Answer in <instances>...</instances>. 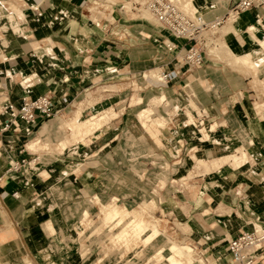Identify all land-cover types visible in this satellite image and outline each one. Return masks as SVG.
I'll list each match as a JSON object with an SVG mask.
<instances>
[{
	"label": "crops",
	"instance_id": "crops-1",
	"mask_svg": "<svg viewBox=\"0 0 264 264\" xmlns=\"http://www.w3.org/2000/svg\"><path fill=\"white\" fill-rule=\"evenodd\" d=\"M44 1L52 8L47 15L40 13L39 17L34 14V25L26 31L23 10L19 9L20 14L16 15L17 29H14L7 13L8 0H0V102L11 101L19 105L23 96L35 97L44 93L50 94L54 100V115L36 123L12 121L5 127L6 115L0 113V261L7 264H47L50 260L55 264H71L68 248L74 241L71 238L72 219L79 213L73 210L75 198L84 193L90 197L94 193L103 197L115 195L134 199L132 192L121 191L122 182L146 181V184L160 181L158 177L165 175L158 171H165V164L171 166V171L175 167L179 171L187 160H192L195 170L205 165L212 168L211 160L238 154L239 149L246 155L240 165H234L229 159L219 163L208 176L203 173L194 175L198 181L207 178L211 182L206 190L201 191L204 187L201 185L195 193L198 197L206 193L211 205L184 206L187 213L197 215L194 216L197 221L191 218L178 221L189 229L188 232L178 230V233L182 232V239H196L207 246L219 247L239 231L251 230L253 221L259 220L264 211V86L253 88L255 73L235 79L223 65L214 67L202 63L199 67H188L183 63L162 64L160 69L176 72L168 82L177 91L175 95L168 92L163 95L164 106L167 102L179 101L180 108L191 115L192 123L185 120L187 116L185 121H178L172 127L173 141L162 137L159 142H141L135 127L134 111L117 104L123 95L120 87L112 90L103 88L106 85L120 86L121 83L112 79V83L107 84L105 81L111 78L96 69L97 66L89 69L86 63L87 58L97 53L96 35L82 26L88 17L85 18L82 12L77 13V8L87 0L78 3L72 0H40L39 5ZM232 1L192 2L198 8L213 6L212 13L206 14L209 16L223 12L218 7L227 9ZM62 11L65 16L57 15ZM261 11L253 8L239 16L234 25L241 32L237 36L241 45L238 47L234 43L233 49L245 50L246 40L242 33H248L249 27L253 28L257 38H264L257 35V25L264 26ZM78 22L82 23L80 30L73 29V24L76 26ZM43 23L47 28H43ZM138 30L144 31L140 27ZM28 32L34 39L47 41V45L26 46ZM248 34L256 45L251 49H258L255 37L250 32ZM128 67L132 69L130 64ZM261 68L256 77L264 82V68ZM242 79L246 81L242 82ZM221 81L228 88L225 95L209 89L216 84L220 86ZM235 82L243 88L237 93L231 88ZM92 87L96 88L90 90ZM95 90L100 97L108 95L110 106L102 111L107 121L75 141L74 131L60 124L64 114L72 111L69 112L65 105L70 99L84 98ZM126 96L131 98L130 94ZM180 115L179 118L182 117ZM151 122L147 121V126ZM152 124L148 126L150 131L140 124L141 130L155 140H158L157 135L151 132L168 133L165 122L162 128ZM202 130L209 133L207 139L198 137ZM35 141L47 144L48 148L41 151L39 148L30 149L28 144ZM61 142L66 144L63 149H60ZM138 150L143 153L138 154ZM227 150L232 152L225 154ZM80 153L85 157L82 160L77 156ZM74 157L78 158L74 161ZM77 159L80 165L86 164L90 168L74 173ZM13 160L19 162L18 169L11 168ZM140 164H144L143 167H138ZM154 190H149L146 195ZM159 193L162 198L160 196L156 212L164 216L168 212L165 202L169 195L162 190ZM82 207L89 209L85 204ZM184 207H174L173 211L180 214ZM47 221L53 225L52 231L46 227ZM259 232H264V228ZM259 246L264 247V240ZM52 247H58L62 252L52 258L49 256ZM210 258L219 264H230L229 257L216 253H211Z\"/></svg>",
	"mask_w": 264,
	"mask_h": 264
},
{
	"label": "rangeland",
	"instance_id": "rangeland-1",
	"mask_svg": "<svg viewBox=\"0 0 264 264\" xmlns=\"http://www.w3.org/2000/svg\"><path fill=\"white\" fill-rule=\"evenodd\" d=\"M39 1L40 0H25L23 2H19L17 0H8L7 13L10 14L9 19L14 29H17L15 19L17 13L20 14L19 9H22L23 11L21 13H24L23 15L25 18L24 23L26 25V31L29 30V27L34 25V21L32 19L34 14L39 15V17H41L40 13L47 15L49 9L52 7H50L49 3L46 1L41 2L39 5ZM72 1L73 3H78L80 0ZM129 1L131 0H87L85 3H83V5L81 4L80 6L79 4L80 7H78L79 9L77 8V13L78 11L82 12L81 14H83L85 18H88L86 19L85 23L83 22V24L79 22L76 26L73 24V29L80 30V24H82V26L96 35L94 40H97V53L92 57L87 58L86 63L89 66V69L97 66L98 68L96 69L99 71H104L105 76L108 75V78H111L110 80L105 81L107 84L112 83V79L121 83L120 86L106 85L103 88L105 90H112L114 87H120V91L123 92V95L121 101L117 104L121 105V107L125 106L127 109L134 111L133 113L135 115L136 123L135 127L138 128L137 132L140 141L145 142L146 140H154L159 142L162 137H167L168 140L173 141L174 132L172 131V127L175 126V124L181 119V121L188 120L189 123H192V119H190L192 117L186 109H181L182 107L180 108L179 101L173 102V104L167 102V105L164 106L166 103L165 100H163V95L166 96L167 92L170 95H175L177 91L173 89V86L170 82L161 83L156 77L160 75V70H163L160 69L162 64L168 62L182 63L183 51L180 52L175 50L173 52H165L163 48V39L165 38L164 29L153 18V16L150 15L148 11H146L143 7H140L139 9H133ZM176 1L183 9L188 8V10L191 12L198 10H193V0H188L189 6L187 5V0ZM33 8L34 10H32ZM218 8L222 9L220 11L223 12L217 15H222L226 11V7ZM255 9L262 10L260 14L262 16V20H264V7ZM212 10H214V7L208 6L206 9L202 10V14L205 18H211L215 15L210 14L211 16H207L206 14L212 13ZM199 13L201 12L199 11ZM57 15L65 16V12H58ZM238 18L235 20L225 21L215 30V33L211 34L210 30L204 32V41L206 47L204 48L203 64H212L214 67H220L223 65L228 68L229 72L232 73L233 76H235V79L238 77L243 78V76L247 75L253 76L255 73V80L252 82V86L254 85L253 88L257 89L264 86V82L259 81V79L256 77V74L260 71V67L264 68V60L259 62L254 69H250L244 65L235 63L231 56L232 54H229L230 52L228 53V48L234 53H238L242 50L241 48L237 50L232 48L234 43H237L238 47L241 45L239 42L240 40H238L239 38L237 37L241 32H239V29H236V26L234 25ZM138 27L142 28L144 31L140 32ZM43 28H47L45 23H43ZM82 28L83 27H81V29ZM257 28V35L264 36V26H262V24H258ZM250 29L253 33V28ZM242 36H245L246 40V47H244L245 50H243V52L256 47V45L253 43V40L249 38L248 33H242ZM25 40L26 46L47 45V41L34 39L31 37L29 32L26 34ZM34 40L37 42L33 43ZM247 47H249V49H246ZM28 56L29 55L26 54V57ZM129 64L132 66V69L128 67ZM245 81L243 80L242 82ZM95 88L96 87H92L90 90ZM231 88H234L236 93L239 92L240 89H243L236 82L233 83ZM209 89H214L215 92L219 91L222 93V95L228 93L226 92L228 89L226 87V83L223 81H221L220 86L216 84L215 86H211ZM96 93L97 91L93 93L90 92L84 98L79 97L76 99L74 97L70 99L65 105L68 107V111H72H69L71 114H64L60 124L72 128L74 131L73 138L75 141L79 138H82V136L89 134L93 129L99 127L102 123L107 121V117L102 111L104 107L110 106V103L107 101L108 95L100 97V95H97ZM127 94H130L131 98L126 96ZM3 102H0V107ZM146 107L152 108L154 112L153 115H151L152 117L162 115L165 118V126L168 130V133L160 132L158 135V140H155L153 136L144 130H141L142 128L139 124V116L137 117V115L142 108ZM109 109L110 111L112 110L111 107ZM111 114H113L112 111ZM178 114H182L180 115L182 117L179 118ZM90 115H98V117H101L99 122L94 123L95 125L97 124L96 126H94V124L88 126V123L84 122L85 119L90 117ZM184 117H186L185 120ZM151 119L152 118L149 119L150 122L152 121ZM73 120H76L79 123L77 122L75 125L67 124ZM151 124L152 122L149 123V125ZM82 127H84L83 130ZM84 131L85 134H83ZM198 137H201L204 140L208 138V134L205 130H202ZM28 147L32 150L39 148V151L44 150L46 147L48 148L47 144H43L42 142L38 144L36 141L30 142ZM237 151H239L238 154H228L232 151L227 150L224 153L228 155L224 156L225 159L223 157H221V159L224 161L231 159L234 165H240L245 161L246 155L245 152L240 149ZM137 153L142 154L143 151L138 150ZM191 154L192 151L189 155ZM77 156H80L81 159L79 160L85 158L81 153ZM233 156L242 159H239L238 164H236L233 160L234 158L232 159ZM78 157H74V161ZM194 159L196 158L194 157ZM79 160L77 159L73 166V168L76 169L74 173H80L82 169L85 168L87 170L90 168V166H86V164L80 165ZM222 160L215 159L212 161L213 165L214 163L218 165L222 162ZM143 165L144 164H140L138 167H143ZM165 165V171H158L159 174L161 173L162 175H165L163 177H158L160 181H154L153 183L147 182L146 184V181H125L120 184L121 191L132 192L133 194L131 195L134 197V199L130 196L119 198L115 195L103 197L100 195H95L94 193H92L90 197L84 193L83 196H79L74 199L76 203L74 204L73 210L79 213L74 214L72 219L71 238L74 241L68 248L70 249V255L72 259L71 264H153V262L156 263L155 260L153 261V254L155 253L154 251L157 250L162 243L167 242V240H173L180 244L186 243L192 247L193 250L190 253V262H187L186 258L182 257L183 259H181V264H219L217 263L218 261L214 262V260L210 258L211 253L219 254L221 257H229V254L226 250V244H222L219 247H211L207 246L205 243L202 244L201 242L195 241L196 239L194 241L190 239H182V232L178 233V230L187 232L189 231L188 228L184 227V225H181L179 222H182L187 218L195 219L194 216H197L194 213H187L185 207H193L197 205L208 207L211 205L209 200H207L208 195L206 193L203 197H198L195 194L196 190L199 189V186L204 185V187L201 188V191L202 189L206 190V188L210 186L211 182L207 178L205 180L198 181V177H194V175L196 173H203L208 176L207 174L212 172L211 170L217 168L218 166L215 165L214 167L211 163L214 168H209V166L205 165L207 167H201V169L195 170L192 160H187L186 164L181 166L179 171H177L176 167L171 171V166H168V164ZM168 174L170 175L167 176ZM151 189L155 190L152 194L149 193L150 195L147 196L146 192L148 193ZM160 190L164 191V193L168 192L169 195L165 202V205L168 206V212L164 216L163 214L161 215L156 212V209H158L160 206V201L162 198L161 194L159 193ZM114 203L117 204L119 209L123 207L125 211L130 210V213H134H131L133 216H135V214L136 216H139H135V218H141L140 216H142V218L144 217L143 219H146L145 221H148L147 223L149 225L154 224L153 226H156L160 233H158V235H156V237L147 245L142 238H137L133 235L132 237L131 234L128 235L131 237H126L127 239H123L122 241V238L120 239L116 236V234L119 232V230L127 229L128 226H131H127L126 224L119 223L117 221L116 224L115 222L113 224V217L110 220L104 219V209L108 210V208L110 209L115 207ZM84 204L89 207L88 210L86 207H82ZM177 206H185L182 208L184 210H182L180 214H177L173 211V208ZM102 208L104 209L101 210ZM84 210H86V214L81 217L80 214ZM122 210L123 209H121V213L124 212V210ZM131 210L136 211V213ZM205 218L208 217L206 216ZM194 221L196 222L197 220L195 219ZM253 224L254 226L252 225V229L247 231L256 232L259 236L261 235L262 239L259 240H264V232H259L262 228H264L262 219L259 218V221L254 220ZM46 227L51 231L54 229L50 221H47ZM126 240L127 242H125ZM254 249L251 247V252L256 255V264H264L262 263L264 262V247L256 246ZM60 252H62V250H60L58 247H52V251H49V256L53 258L57 254H60ZM151 254L153 255L152 257ZM212 256L215 257L214 255ZM147 257H151L153 259H148ZM149 260L152 262H149ZM51 263L55 264L50 260L47 264ZM0 264L7 263L0 261ZM57 264H59V262H57ZM159 264H168V262L161 260L159 261Z\"/></svg>",
	"mask_w": 264,
	"mask_h": 264
},
{
	"label": "built area",
	"instance_id": "built-area-1",
	"mask_svg": "<svg viewBox=\"0 0 264 264\" xmlns=\"http://www.w3.org/2000/svg\"><path fill=\"white\" fill-rule=\"evenodd\" d=\"M133 9L143 7L161 25L165 31L163 48L165 52L183 51L182 63L188 67H199L203 63L204 32L211 34L228 20L237 19L243 12L264 7V0H234L222 15L205 18L198 11L181 9L175 0H131ZM178 61V60H177ZM174 70H160L157 80L167 83L175 76ZM54 100L50 94L35 97L23 96L19 105L4 101L0 113L6 115L4 126L12 121L25 124L36 123L38 120H48L54 115ZM11 168L18 169L19 162L13 160ZM260 239L253 231H239L231 236L226 243L230 264H256V258L251 247Z\"/></svg>",
	"mask_w": 264,
	"mask_h": 264
},
{
	"label": "bare ground",
	"instance_id": "bare-ground-1",
	"mask_svg": "<svg viewBox=\"0 0 264 264\" xmlns=\"http://www.w3.org/2000/svg\"><path fill=\"white\" fill-rule=\"evenodd\" d=\"M176 1V0H175ZM177 2V1H176ZM178 3V2H177ZM179 5V4H178ZM184 6H186L185 4H183ZM187 5L189 6V2H188V0H187ZM180 7V6H179ZM181 9H183L182 7H180ZM185 8V7H184ZM204 8L206 9V7H197L196 8V6L194 5V9L193 10H197L198 12L200 11L201 13H202V10H204ZM186 10H188V8L186 9ZM151 15V14H150ZM251 27H249L247 30L255 37V40H256V43H257V45H258V49H249V50H247V51H245V52H243V50H241L240 52H238V53H234L233 51H231V49H229L228 47V53L229 54H232L231 56H232V58L234 59V61H235V63H239V64H241V65H244V66H246L247 68H250V69H254L256 66H257V64L259 63V62H261L262 60H264V38H257L255 35H254V33H252V31H251V29H250ZM248 32V33H249ZM159 75V74H158ZM146 76V75H145ZM157 99V98H156ZM153 107V106H152ZM153 113V110H152V108L151 107H149V108H142L140 111H139V113H138V115L137 116H139V121H140V124L143 126V128L145 129V130H147V131H150V129L148 128V126H147V121H149V119L150 118H152L151 117V114ZM101 116V115H100ZM105 116V115H104ZM106 118V117H105ZM104 118V119H105ZM101 120V117H98V115L97 116H91L90 115V117L89 118H87V119H85V121L84 122H87L88 123V126L89 125H93L94 123H96V122H99ZM152 120V123L153 124H155V125H157V126H159L160 128H162L163 127V125H164V122H165V119L162 117V115H160V116H158V117H154V118H152L151 119ZM78 121H76V120H73L72 122H70V123H67V124H69V125H75L76 123H77ZM79 123V122H78ZM78 125V124H77ZM86 125V124H85ZM97 125V124H96ZM95 124H94V126H96ZM72 127V126H71ZM74 127V126H73ZM85 127V126H84ZM84 127H82V130H83V128ZM91 128H93V127H91ZM72 129V128H71ZM74 129V128H73ZM79 130V129H78ZM88 130V129H87ZM89 130H90V128H89ZM92 130V129H91ZM161 131H156V133H153V132H151L153 135H157L156 137H157V139H158V135H159V133H160ZM76 133V132H75ZM82 133V132H81ZM80 133V134H81ZM78 134V133H77ZM83 134H85V131L83 132ZM203 134V133H202ZM209 134V133H208ZM245 134V133H244ZM82 135V134H81ZM162 135V134H161ZM79 136V135H78ZM85 136V135H84ZM84 136H82V138H84ZM163 136V135H162ZM203 136H204V134H203ZM75 137V136H74ZM79 138V137H78ZM78 138H75V139H78ZM82 138H79V139H82ZM78 139V140H79ZM160 139V138H159ZM73 140V139H72ZM78 140H76V141H78ZM213 141V140H212ZM65 143V142H64ZM63 142H61L60 144V149H63L64 148V146L66 145V144H64ZM243 157V156H242ZM245 157V156H244ZM223 158H224V156H223ZM234 158V159H233ZM225 159V158H224ZM232 159L234 160V162L236 163V164H238V160L239 159H242V158H236V157H232ZM199 160V159H198ZM219 160H222V159H219ZM243 160H244V158H243ZM210 161V160H209ZM211 161H214V160H211ZM222 161H224V160H222ZM242 161V160H241ZM216 162V161H215ZM219 162V161H218ZM221 162V161H220ZM240 162V161H239ZM212 163V165H213V162H211ZM212 165H210V167L212 166ZM215 163H214V167H215ZM166 166V165H165ZM212 166V167H213ZM217 166V165H216ZM219 166V165H218ZM205 167H207V166H205ZM213 167V168H214ZM208 169V168H207ZM258 173V172H257ZM261 177H262V174H261ZM115 204V203H114ZM111 205H113V204H111ZM114 206V205H113ZM101 207H103V206H101ZM105 207V206H104ZM107 208H108V206H107ZM118 207H117V204H115V207H112V208H108V210L107 209H104V208H102L101 210H103L104 209V219L105 220H110L112 217H113V219H114V221L112 220V223L114 224V222H115V224H116V221L117 222H119V223H123V224H126L127 226L128 225H130L131 227H127V229H122V230H119V232L116 234V236L117 237H119L120 239L122 238V241H123V239L125 240V239H127L126 237H131L132 235L133 236H135V237H137V238H142L143 239V241L145 242V244L147 245L148 243H150L155 237H156V235H158V233H160L159 231H158V229L156 228V226H153V225H149L145 220L146 219H143L142 218V216H140L141 218H135V216H136V214H135V216H133L132 214H134V213H130L128 210L127 211H125L124 210V208L123 207H121V209H123L124 210V212L123 213H121V209H117ZM107 210V211H106ZM122 210V211H123ZM131 211H133V210H131ZM133 212H135L136 213V211H133ZM84 214H86V210H84V211H82V213L80 214V216L82 217V216H84ZM138 215V214H137ZM142 215V214H141ZM261 218L260 219H262V221H264V211H262V214H261ZM136 217H139V216H136ZM259 221V220H258ZM110 223H111V221H110ZM109 223V224H110ZM118 223V224H119ZM122 225V224H121ZM260 225V224H259ZM110 226V225H109ZM120 226V225H119ZM114 227V226H113ZM126 227V226H125ZM124 227V228H125ZM131 228V229H130ZM115 234V233H114ZM114 234H113V236H114ZM129 234H131V236H128ZM111 236V235H110ZM115 236V237H116ZM132 236V237H133ZM116 237V238H117ZM136 238V239H137ZM112 239V238H111ZM141 239V240H142ZM133 240V239H132ZM125 242H127V240L125 241ZM260 242H261V240H258L254 245H253V249L256 247V246H259L260 245ZM132 243V242H131ZM125 244V243H124ZM128 245V244H127ZM61 248V247H60ZM191 251H192V248L189 246V245H187V244H180V243H177V242H175V241H173V240H167V242H165V243H162L161 244V246L157 249V250H155L153 253V255L151 254V257L153 256V258H151V259H153V261L155 260V262L156 263H154L153 262V264H159V261H161V260H165V261H167L168 262V264H181L182 262H181V259H183V258H186V260H187V262H190V260H191V258H190V253H191ZM165 253V254H164ZM183 257V258H182ZM148 258V257H147ZM150 258H148V259H150ZM151 260H149V262H150ZM185 261V260H184ZM152 262V261H151ZM150 264H152V263H150Z\"/></svg>",
	"mask_w": 264,
	"mask_h": 264
}]
</instances>
